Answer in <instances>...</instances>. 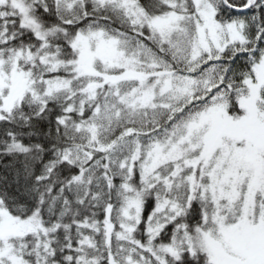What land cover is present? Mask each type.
I'll use <instances>...</instances> for the list:
<instances>
[{
    "label": "snow or ice",
    "instance_id": "6c2138e0",
    "mask_svg": "<svg viewBox=\"0 0 264 264\" xmlns=\"http://www.w3.org/2000/svg\"><path fill=\"white\" fill-rule=\"evenodd\" d=\"M0 264H264V0H0Z\"/></svg>",
    "mask_w": 264,
    "mask_h": 264
}]
</instances>
